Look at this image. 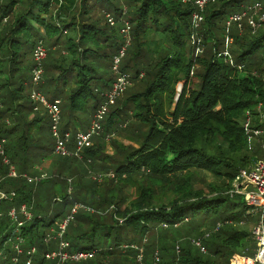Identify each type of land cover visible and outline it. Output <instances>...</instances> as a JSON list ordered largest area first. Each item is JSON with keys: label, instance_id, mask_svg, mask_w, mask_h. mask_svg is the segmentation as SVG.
Masks as SVG:
<instances>
[{"label": "trees", "instance_id": "16d2710c", "mask_svg": "<svg viewBox=\"0 0 264 264\" xmlns=\"http://www.w3.org/2000/svg\"><path fill=\"white\" fill-rule=\"evenodd\" d=\"M246 2L217 0L196 26V7L183 0H0V133L20 175H34L35 167L52 156L53 138L45 126L49 118L34 112L30 99L33 53L39 41L48 49L40 90L50 100H62L63 112L94 115L115 80L112 68L123 46V22L132 26L133 43L122 71L132 75L134 86L127 98L110 108L104 136L86 150L84 159L94 163L96 172L112 170L121 183L137 176H147L148 183L130 210L118 208L121 200L115 189L101 198L107 210L112 209V227L103 226L111 229L104 236L105 245L89 232L78 230L75 236L69 226L66 239L71 250L98 252L83 264H140L139 251L131 246L143 249V264H154L156 253L161 264H229L235 254H256L255 239L242 225L252 219L256 225L259 216L248 214L242 196L228 195L240 171L261 160L262 145L244 128L247 114L256 128L264 129L257 113L258 105L264 104V31L253 35L246 28L240 36L226 28L227 18ZM107 14L117 20L116 26L109 24ZM228 37L234 39L233 48L227 47ZM192 77L198 82L193 84ZM129 122L132 126L124 128ZM37 125L42 127L35 129ZM117 131L140 144L134 148L114 141L119 151L118 158H112L105 155V138ZM73 164L62 165L73 171ZM8 174L0 158L2 189L17 194L13 202H0V264H8L16 254L12 243L18 226L9 213L23 205L33 214V220L20 228L23 249L37 248L34 264H51L46 254L56 248L48 247L45 238L59 225L55 219L46 223L44 215L50 203H58L53 189L64 181L42 183L50 186L44 190L40 183ZM201 174L220 183L208 185L209 192L198 189L195 184L206 181L199 179ZM83 181L77 182L81 193ZM95 192L92 189L91 195ZM94 217L87 216L90 226L97 223ZM19 220H24L20 214ZM218 224L219 231H210ZM205 225L212 228L203 229ZM189 238L201 240L207 254Z\"/></svg>", "mask_w": 264, "mask_h": 264}, {"label": "built area", "instance_id": "2783aa9c", "mask_svg": "<svg viewBox=\"0 0 264 264\" xmlns=\"http://www.w3.org/2000/svg\"><path fill=\"white\" fill-rule=\"evenodd\" d=\"M120 1L124 2V0ZM216 1L217 0H183L184 3H192L196 7V11L193 14L196 26H200L205 21L204 13L206 8ZM124 10L126 13V8ZM106 18L112 27L117 25V20L111 14H107ZM226 28L228 32L235 30L240 36L244 35L246 28L249 29L253 35L257 34L259 31H264V2L257 1L251 4L243 5L240 12L231 14L227 18ZM120 34L124 41L119 54L115 57L113 62L112 71L114 73L115 80L112 87L104 94L103 104H101L99 109L94 113L88 130L78 131L76 134L62 129V101L60 99L50 100L47 95L40 90L41 85L44 83L45 61L48 57V49L45 42L43 40L39 41L34 49V65L31 80L33 90L31 91L30 99L34 105V112L40 113L44 111L49 118L50 132L55 143V155L64 158L72 157L82 160L84 158L85 151L93 147L94 140L104 136V124L110 108L113 107L120 97L125 94L127 89L133 85L132 75L122 71L123 62L133 43L132 26L129 22H123ZM233 43L234 39L232 37H228V47ZM142 77L143 75H141V78ZM257 113L259 115L260 122L264 123V104L258 105ZM244 128L246 134L252 140H260L264 137V129H259L254 126L251 114H247ZM113 136L114 134H109L106 136L105 140L109 142ZM5 145L6 140L0 133V158L2 163L9 167V178H21L27 180L31 184H39L47 177L45 174L35 177L20 175L7 156ZM102 176L104 175H98L95 177V180L102 182ZM107 177L115 179L116 174L111 172L107 175ZM69 184V191L72 192V180H69ZM229 196L232 198L242 196L246 205L249 207L248 214L259 216V221L254 227L252 233L257 245L256 254L254 257L235 254L231 259L234 261L233 264H264V161L255 160L248 168L241 170L236 177L231 190L229 191ZM16 197L17 194L15 192L3 190L2 182L0 181V202H13ZM81 208V205L73 207L71 212L63 218L58 228L52 229V233L47 234L45 238V243L47 245H49V243L53 240L58 241V248L46 254L47 261H53L56 264L80 263L90 261L97 256V251L71 250V244L66 239L67 230L76 220L78 212ZM19 214L24 217V220H19ZM9 217L17 223L18 227L15 231L17 238L14 242L16 254L13 258H11V260H9L8 264H34V258L38 252L37 248L33 247L29 251L25 252L23 249L24 240L19 235L20 228H22L27 222H31L33 220V214L26 205H23L19 211L13 209L9 213ZM177 226L178 225H176V227ZM164 227H167V225H164ZM221 227L222 224H218L215 231H219ZM207 236H209V234ZM192 244L197 247L202 254H207L208 251L201 240L194 239ZM125 248H127V246ZM131 248L139 251L137 262L143 264V249L138 248L137 246H131ZM178 254H180L179 248ZM0 256L3 257V253H0ZM23 257L26 258L25 261H23ZM154 264H161V258L158 253L155 254Z\"/></svg>", "mask_w": 264, "mask_h": 264}, {"label": "rangeland", "instance_id": "374dc122", "mask_svg": "<svg viewBox=\"0 0 264 264\" xmlns=\"http://www.w3.org/2000/svg\"><path fill=\"white\" fill-rule=\"evenodd\" d=\"M257 1L258 0H247L246 4H251V3H254ZM7 23L9 24L10 20H8ZM232 31H234V30H232ZM233 44H231L229 46L232 47ZM227 47H228V45H227ZM198 53L200 55L202 52H198ZM196 55H198L197 52H196ZM0 58L2 59L1 56H0ZM227 58L229 60L231 59L230 57H227ZM110 74H111L110 71L107 72V75L111 76ZM192 82H193V84H195L196 82H198V80H196L195 77H192ZM133 86H134V84L130 88L127 89L125 94L122 97H120L119 100H122L123 98H127L130 94L129 90H131L133 88ZM32 90H33V88H31V91ZM180 90H181V88L179 89V91ZM42 113H44V111H42ZM66 113L67 112H64L62 114L63 118H64L63 123H62V129H65L66 120L69 119L68 118L69 114H66ZM77 116L80 118L81 122H87L86 128H85V124H83L85 131H87L89 126H90L92 116H90L86 113H78ZM84 120H86V121H84ZM132 124H133L132 122H129V123H127V126L124 125V128H126V127L130 128V126H132ZM45 126H46V130H48V128L50 129V121L48 119L46 121ZM135 129L139 130L140 128H135ZM111 134H114V136L112 137L111 141H109V142L106 141V143L108 145V149L106 150L105 155H108L112 158H118V152L117 151H119V150L115 148L114 141H116L118 144L126 146V147L127 146H132L134 148L139 147L140 142H137L136 140L134 141L131 138H126L123 136L124 134L121 135V133H119L118 131L113 132ZM140 139L141 140L144 139L143 133H142V137ZM95 140H94V145H95ZM50 142H51V154H52L51 158L49 160L44 161V163L40 164L38 167H35V169H34L35 174L34 175H31V173H30V175L32 177L41 176L42 174H45L47 176L40 184L47 183V185H50L51 183H55L56 181H58L59 178L64 181L62 183H58V185H56L53 189V192L56 193V196L59 197V199H56V203L58 202L57 204L51 205V203H50V206L47 208V212L44 215L45 219H47L45 222L49 223L51 220L55 219L60 224L62 222L63 218L71 212V209L73 207H75L76 205H81L82 208L79 210L78 215L76 217V220H77V218H78V220L77 221L75 220L74 223L70 225L69 229L70 230L75 229V230H73V231H75V233H74L75 236L77 235L76 232L78 230H80V233L89 232V234L93 235V238L95 239V241L97 240L102 245H105L106 239L104 236L107 232H109V230L111 231V229L110 228H103V226L112 227L113 222H112V220H109L112 216V212H111L112 209L107 210L109 208V206H108V204L103 203L101 201V198L108 195L109 189H111V188L115 189V192L120 194V200H121V202H119V204H118V208L122 209V211H124L125 209L130 210L132 207V202L134 201L135 198H137L139 196L140 189H142V186L147 185V183H148L147 176H137L132 181H130L129 183H126V184L121 183V182L117 181L116 178L111 179V178L107 177V175L109 173L113 172L112 170H110L108 172H106V171L96 172L93 169L94 163L91 164L92 162L89 159L85 160L83 158L82 160H79V159L72 158V157L71 158H64V157L55 155L54 154V145H55L54 140H53V142H52V140H50ZM255 142L256 143L258 142L262 145V148H260V154H259L258 158L261 159L262 161H264V137L258 141H255ZM50 163H51V165H50ZM72 163H75V164H73V167H72L73 171L64 169L63 165L72 164ZM59 166H61V167H59ZM36 171H40V173L38 174V172H36ZM72 172H74V173L72 174ZM100 174L104 175V176H102L103 177V179L101 180L102 182H98L95 180V177H97ZM81 176H84V181L81 183L83 186L82 193L80 192V189H78L75 185V182L77 184V182L79 181ZM200 176H199V179L205 178L206 181H203L204 182L203 184L200 182H197L195 185L198 189L203 188L206 192L210 191V188L208 189V185H213L214 183H218V182L220 183V181H218L217 179L215 180L214 178H211L210 175H208L209 177H207V178H206V176H204L202 174ZM65 178H67L68 182L65 180ZM69 180H72V184H71L72 192L69 191V188H70ZM0 181L2 182V184L4 183L3 179H1ZM40 184H39V186H40ZM43 184L40 186V188L42 187V188H44V190L49 189V187L51 186L50 185L47 188V187H44ZM114 185H116V187H114ZM232 186H233V184L231 185V187ZM92 189H96L97 192L92 193V195H91ZM88 190L90 192H88ZM157 193H159V192H157ZM207 194H209V193H207ZM94 195L99 196L98 199L94 198L93 197ZM67 196H69L70 199L66 200L65 198ZM86 198H88L89 202L91 200L94 201L97 199L96 202H99V204L102 203V205L99 206V205H97L98 203H96V205H92V204H90L92 202L88 203L87 200H85ZM72 200L75 202L74 204H72ZM166 202H167V200H166ZM50 207H51V209H50ZM99 207H100V209H99ZM99 214H101L102 216L105 217V221L100 220V218H102V216H100ZM90 215L95 216L94 219L97 222V223H95V224H97L96 227H94L95 224H92V226H90V224H89L90 221L86 220L87 216H90ZM106 220H108V221H106ZM58 223H57V225H59ZM104 223H106V224H104ZM99 224L102 226H100ZM77 225H82V226L79 228H75ZM242 226H244L242 228H245L248 231H250V233H253V229L256 225H255L254 219H252L249 224L242 225ZM211 228L212 227H209L208 225H205L203 227V229H207V230L211 229ZM215 230H216V228L213 230L211 229L210 231L216 232ZM50 233H52V230L48 234H50ZM179 233H180L179 237L183 238L182 233L181 232H179ZM189 239L191 242L194 240L191 238H189ZM14 244L15 243H12V245H14ZM47 246L48 247L52 246V247H55L57 249L58 248V241L53 240ZM256 247L255 246L252 247V254H254L256 252ZM178 248L180 249V252H181L180 244H177V246H176V253L177 254H178ZM26 250L27 249H24L25 252H26ZM252 254H251V256H252ZM238 255H241V254H238ZM246 256L249 257V255H246ZM49 262L51 264H56L53 261L52 262L49 261ZM80 263H82V262H80ZM233 263H234L233 260L229 261V264H233ZM73 264H76V263H73Z\"/></svg>", "mask_w": 264, "mask_h": 264}, {"label": "crops", "instance_id": "0c3cea01", "mask_svg": "<svg viewBox=\"0 0 264 264\" xmlns=\"http://www.w3.org/2000/svg\"><path fill=\"white\" fill-rule=\"evenodd\" d=\"M62 101V100H61ZM61 108H62V105H61ZM64 112H67V111H64ZM63 111H62V114L64 113ZM66 114H69V119H67L66 120V124H65V130H68V131H71V132H73V131H85V129H84V126H83V124H85V128H86V124H87V122H81V120H80V118L77 116V114H74V113H72V112H67ZM88 115H90V116H92L93 117V115H92V112H89V114ZM64 119V118H63ZM92 120V119H91ZM45 121H47V119H45ZM84 121H86V120H84ZM42 126H44L43 124H42ZM41 125H37L36 127H35V129H39V128H41L42 127ZM107 149H108V145H107ZM106 149V150H107ZM47 160H49V159H47ZM43 163H44V161H43ZM50 165H51V163H50ZM36 172H38V174L40 173V171H36ZM81 178H83L84 179V176H81ZM75 184H76V182H75ZM76 187H78L79 188V186L76 184ZM257 251V250H256ZM241 255H243V254H241ZM254 257V256H253Z\"/></svg>", "mask_w": 264, "mask_h": 264}]
</instances>
